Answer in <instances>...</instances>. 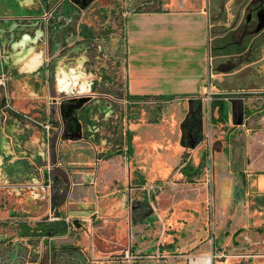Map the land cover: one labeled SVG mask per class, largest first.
Segmentation results:
<instances>
[{"label":"rangeland","instance_id":"1","mask_svg":"<svg viewBox=\"0 0 264 264\" xmlns=\"http://www.w3.org/2000/svg\"><path fill=\"white\" fill-rule=\"evenodd\" d=\"M1 1L9 3L11 10H0V27H4L9 40L4 47L0 41V56H6L9 47L28 35L47 65L40 72L23 76L40 75L45 83V93L27 104V109L16 106L12 99L11 86L22 76L7 66L0 69V128L6 123L14 127L16 134L10 139L17 147L5 156V161H28L32 172L31 176L0 180V264H112L121 256L118 249L127 245L115 238L121 221L132 227L134 243H143V249L135 255L146 258L132 259V264H189V258H201L215 251V246L219 248L221 240L217 238L212 243L210 235L214 201L209 155L214 135L221 132V122L215 117L210 120L209 111L204 114L203 105L191 101L185 109L177 100L159 102L149 98L131 102L123 69L125 0H94L82 9L66 2L54 13L50 6L43 11H27L15 0ZM32 15L36 17H27ZM15 24L18 28H12ZM81 25L91 31V41L80 36ZM253 36L251 32L238 41L229 36L212 41L211 46H215V53L223 50L235 54L224 61L240 66L256 59L261 51L259 42L251 40ZM81 56L84 59L80 69L92 74L89 84L81 88V83L71 80L67 92L57 91V59L67 57V64L76 67ZM219 61L223 60L213 59L212 73ZM255 69L257 66L228 80L247 88L249 82H257L258 73L252 72ZM211 81L218 83L221 78L213 77ZM243 95L235 93L234 97ZM15 98L28 100L21 94ZM69 102L76 103L80 110L81 139L70 142L63 151L62 142L58 144L63 134L59 130L53 144L59 145L55 152L60 154L59 161L48 166L45 173L43 162L36 159L41 146L29 144L23 130L30 126L47 133L48 116L59 120L60 106ZM180 108L186 116L179 120ZM174 115L176 121L172 123ZM148 128L150 137L164 142L165 149L148 152L144 148ZM139 135H143L141 141H137ZM169 142L181 146L177 151H167ZM87 151L91 161H85ZM202 161L200 174L190 176L193 169L189 164L196 167ZM112 199H120L123 211H108ZM182 213L189 214L181 216ZM59 220L70 224L67 233L45 236L42 229ZM223 223L228 224L226 218ZM259 224L234 238L235 251L223 245L226 234L215 228L216 237L224 238L221 249L215 251L218 257L214 264L221 261V253L244 255L242 264H264V223L260 229ZM201 230L203 237L199 235ZM127 250L134 252L131 247ZM235 257L228 263L236 264Z\"/></svg>","mask_w":264,"mask_h":264},{"label":"crops","instance_id":"2","mask_svg":"<svg viewBox=\"0 0 264 264\" xmlns=\"http://www.w3.org/2000/svg\"><path fill=\"white\" fill-rule=\"evenodd\" d=\"M15 2L27 11L32 9L43 11L49 6L55 8L61 1L50 4H45L43 0H15ZM6 9L11 10L10 4L0 0V10ZM122 9L125 34L123 69L125 89L131 102L146 101L149 98L159 102L177 100L185 109L191 101L194 104L203 105L204 114L209 111L210 120L215 117L221 122L218 128L221 132L214 135V145L209 155L214 201L210 235L212 243H215L218 238L221 244L219 248L212 246L215 244L211 247H214L215 249H212L216 252L222 247L224 237H216L215 228H217L220 233L223 231L226 234L223 245L235 251L237 246L234 244V238L237 235L246 232L248 228L256 227L257 222L261 223L258 225L260 229L264 223V0H125V6H122ZM15 27L17 24L12 26V28ZM0 32V41L4 47L9 40L4 35V27H0ZM251 32L254 33L251 40L259 42L261 51L256 59H250L240 66L224 61L235 54L225 53L223 50L215 53V46H211L212 41L225 40L229 36L231 38L233 36L234 40L238 41ZM79 34L86 41H91L93 38L86 25L80 26ZM113 46L114 43L111 42L109 47ZM66 59L67 57L58 58L56 62L58 65L57 91L67 92L72 84L71 80L81 83V88L86 87L92 74L88 75L80 69L84 57L78 58L76 67L68 65ZM213 59L223 60L216 64L214 73L211 72ZM46 65L43 54L38 53L28 35L23 37L21 43H15L9 47V53L6 56H0V69L7 66L22 76L11 86L12 99L16 106L27 109V104L36 101V96L45 93L42 76L26 75V78L23 76L40 72ZM253 66H257V70L252 71L255 74L258 73L257 82H249L247 88L238 86L236 81L233 83L228 80L240 72H250ZM213 77L221 78V81L213 83L211 81ZM235 93L244 95L234 97ZM20 94L26 96L28 100L16 99L15 97ZM235 98L238 100H234ZM70 103L72 102L60 106L59 120L48 116L45 122L51 124L49 132L30 126L23 130V135L29 139V144L34 147L41 146L42 152L36 156V159L43 162L42 167L45 168V173L48 166L59 161V152L55 154L59 145L56 147L53 145L60 134L59 130L63 134L58 144L62 142L63 151L67 144L81 139L80 135L65 137V130L71 127V120L66 115V107ZM40 111L44 117V112ZM79 112L80 110H76L74 116L79 118ZM183 112L182 108L177 112L179 115L182 114L179 120L184 117ZM175 119L176 116H172V123H175ZM158 121L155 120V122ZM147 133L148 138L144 148L148 152L165 149L164 142L150 137L149 128L146 129ZM14 134L16 132L11 124L6 123L0 128V180H6L11 176L18 177V175L27 177L32 173L29 171L31 165L28 161L12 159L6 164L5 156L12 153L13 149H17L14 141L10 139ZM142 136L139 135L137 141H141ZM41 142L48 145L43 146ZM154 142H161L162 146L156 147L153 145ZM166 145L167 151H177L181 146L180 143L173 145L172 142ZM88 152L83 155L85 161H91L92 156ZM41 156H43L42 159ZM164 161L168 164L166 160ZM189 167L193 169V173H189L190 176L194 173L199 175L203 168V161L196 167L190 163ZM121 204L120 199H112L108 211H123ZM183 214L188 216L189 213L180 215L183 216ZM225 218L228 224L223 223ZM131 232L132 227L127 221H121L116 226V240L119 243L126 242L127 245L118 249L121 256L117 257V262L112 261V264H132L131 261H138L137 258H146V256L135 255L139 254L138 250L143 249L141 246L143 243H134ZM199 235L203 237V230L199 232ZM129 247L135 252L131 253V259L128 260L130 262L125 261L127 257L123 256V252H127ZM100 253L98 252V255ZM219 257L221 261H217L216 264H229L228 262L233 260L231 257L235 256L221 253ZM243 257L244 255L236 256V264L245 262ZM83 263L87 264L86 261ZM104 264H110V261ZM144 264L160 263L147 261Z\"/></svg>","mask_w":264,"mask_h":264},{"label":"trees","instance_id":"3","mask_svg":"<svg viewBox=\"0 0 264 264\" xmlns=\"http://www.w3.org/2000/svg\"><path fill=\"white\" fill-rule=\"evenodd\" d=\"M76 103H70L68 107H66V115L71 120V127L65 130V137H79L80 135V120L74 116L76 112ZM66 128V126H65ZM71 133V134H70ZM59 217V215H58ZM43 230L45 232H43ZM68 230V225L63 222V220H59L58 222H54L48 224L45 228L42 229V232L47 237H52L56 235L66 234Z\"/></svg>","mask_w":264,"mask_h":264},{"label":"built area","instance_id":"4","mask_svg":"<svg viewBox=\"0 0 264 264\" xmlns=\"http://www.w3.org/2000/svg\"><path fill=\"white\" fill-rule=\"evenodd\" d=\"M55 10H57V6L53 9V13L55 12ZM52 12H50V16L53 15ZM3 84H5L4 82H2ZM47 131L49 132L51 130V125L48 124L45 126ZM68 228L70 229V224L68 223ZM70 231V230H69ZM125 256L127 257V259H131V253H130V250H128L126 253H125ZM217 254L215 251H212L210 254H205L203 257L201 258H198V257H192V258H189V264H214L215 262V259L217 258Z\"/></svg>","mask_w":264,"mask_h":264},{"label":"flooded vegetation","instance_id":"5","mask_svg":"<svg viewBox=\"0 0 264 264\" xmlns=\"http://www.w3.org/2000/svg\"><path fill=\"white\" fill-rule=\"evenodd\" d=\"M54 1H61L57 8L61 5H63L66 2H70L73 5L77 6L79 9L86 8L92 1L94 0H43L45 4H50ZM65 5V4H64ZM77 106V104H76Z\"/></svg>","mask_w":264,"mask_h":264},{"label":"water","instance_id":"6","mask_svg":"<svg viewBox=\"0 0 264 264\" xmlns=\"http://www.w3.org/2000/svg\"><path fill=\"white\" fill-rule=\"evenodd\" d=\"M76 224H78V223L76 222Z\"/></svg>","mask_w":264,"mask_h":264}]
</instances>
